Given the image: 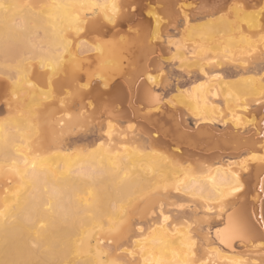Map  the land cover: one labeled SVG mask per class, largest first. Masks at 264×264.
<instances>
[{
    "label": "bare ground",
    "instance_id": "1",
    "mask_svg": "<svg viewBox=\"0 0 264 264\" xmlns=\"http://www.w3.org/2000/svg\"><path fill=\"white\" fill-rule=\"evenodd\" d=\"M124 1L127 2L0 0V44L14 42L8 47L11 50L6 47V52L12 54V48L20 43L21 49L26 45L35 48L30 38L36 31L42 33L44 42L42 38L39 40L45 43L40 49L28 48L38 57L40 65L25 63V58L18 60L13 73V92L9 90L14 95L12 98L18 97V104L21 99L24 104L27 102L28 116L34 118L27 121V116L23 119L15 114L10 122L15 128L13 131L4 126L6 122L2 125L0 121V150L12 151L0 161V264H125L122 261L129 264H264V0H193L190 3L195 6L192 13L208 20L204 22L208 46L202 56L205 63L199 68L202 81L182 89L186 92L183 93L186 101H182L196 111L192 114L196 116L195 128L190 126L187 113L180 108L182 105L175 109L174 149L171 148L174 167L156 149L158 145L170 146L167 139L170 131L163 129L156 117L153 119L157 109L166 108V99L163 100L155 86L162 68L158 74L150 69L151 65L156 69L162 66L164 53L173 55L172 44L178 48L180 44L146 38L142 41L141 67L130 79L121 77L122 81H113L111 85L109 82L103 87H94L93 78L82 83L80 71L75 72L76 66L84 64L80 62L77 46L87 27L89 10L97 8L107 19ZM165 3L172 26L178 19H183L185 24L189 22L184 3L177 10L172 8L171 0ZM138 14L134 13V17ZM90 26H94L92 22ZM17 46L13 55L19 51ZM198 47L183 44L177 48L178 57L184 61L194 59ZM19 52L17 55L21 56ZM41 67L43 71L39 70ZM64 71L68 76L57 80V73ZM1 86L0 83V92ZM62 86L72 87L70 98L58 94ZM7 97L2 98L9 107V102L5 103ZM80 128L96 130L102 138L88 147L96 151L81 154L74 146L62 149L66 146L64 136ZM32 130L37 137L33 133L36 139L30 143ZM40 136L47 137V143L40 142ZM22 139L25 146L20 143ZM45 144L54 148L50 150L52 153L46 152ZM32 147L43 154L32 155ZM226 156L234 159L224 160ZM87 164L91 169L85 168ZM235 164L238 169L234 171ZM160 168L174 171V189L161 185L160 189L155 184L152 189L156 190L147 194L144 190L150 188L151 180L157 181L155 171ZM98 169L107 178L104 181L99 176L100 181L108 182L112 191L103 187L95 190ZM148 173L156 178L151 179ZM6 176L17 179L19 188L10 192L6 187L2 190ZM87 185L94 189L90 201L86 190V196L79 199L84 193L82 188L88 189ZM69 189L71 195L67 193ZM75 192L79 195L75 196L77 199ZM136 192L144 197L140 195L142 201L132 209L139 220L146 222L147 228L138 224V220H131L134 214L121 217L122 205L116 208V217L105 221L108 224L104 226L102 211L107 212L108 205L111 206L106 197L109 199L112 195L123 200ZM66 194L73 196V204L68 203ZM195 194L221 200L213 206L222 218L215 229L207 218L210 217L209 208L206 210L209 203L191 197ZM183 197L192 198V202L199 200L203 204L202 214L198 215L196 208L192 217L180 216L183 209L179 205L175 208L176 200ZM173 205L174 220H171L169 212ZM66 206L77 211L67 210ZM85 211L94 213L88 215ZM96 222L97 227H87ZM181 225L186 228L179 230ZM199 235L203 242L195 241ZM211 244L220 246L211 249ZM223 252L227 255H222Z\"/></svg>",
    "mask_w": 264,
    "mask_h": 264
},
{
    "label": "rangeland",
    "instance_id": "2",
    "mask_svg": "<svg viewBox=\"0 0 264 264\" xmlns=\"http://www.w3.org/2000/svg\"><path fill=\"white\" fill-rule=\"evenodd\" d=\"M173 1H174V4H173ZM193 2H194L193 0H178V2H176V0H171V3L173 5L172 8L175 10H177V8H178L177 6H180V3H184L183 9L189 15V22L187 24L184 23L183 19H178L177 23L175 22L176 25H174V26H172L170 24L171 17L168 13V10L166 9L167 3H165V0H163V1L162 0H136V1L135 0H127V2L124 1L121 4L120 8L118 7V8H115V11L114 10L111 11V14L113 16L110 15L109 17H107V19H106V16L103 17L104 14H102L101 12H98L99 10L97 8L96 9L92 8V9H90L91 11L89 9H87L86 11L89 10V12L87 14V17L89 15V17L87 18V27L84 28V30L82 31L83 37L80 39L79 44L77 46L78 52H79V58H81L80 62L81 63L83 62L84 64L76 66L75 72L78 73L80 71L79 73L82 76V80H83L82 83H86L87 81H89L90 79L93 78L95 80V82L93 84L94 87H96L97 85L103 87L104 83H109V82H110L109 84L111 85L113 83V81H117V80L122 81L121 77H123V79H124V77H126L127 79H130L133 76V73L136 72V69L138 70V68H140L141 64L144 62V57L142 54V47H143L142 41H145L146 38L149 41H163L166 43H168V40H170L174 43L180 44L179 48L183 44L186 45L187 47H189L192 44L199 46L198 47L199 49L197 48L198 55L194 59L184 61L178 57L180 55L179 52L177 51L178 47L175 46L174 44H172L171 48L173 49V47H174L175 53L173 55H168V54L164 53L163 65L158 67V69H156L154 67V65H151L153 67H151V69H150L153 74L154 73L158 74V72L162 68V71L160 73L161 75L159 74V76L156 78L155 83L157 85L155 84V86L158 90L157 91L158 94H160L161 96L163 95L162 96L164 98L163 100L166 99V102H165L166 108L161 107L160 109H157V111H156L157 114L153 115V119H155V117H156V119H155L156 122H158L159 125L161 127H163V129L165 128V130L167 132L170 131L167 133L168 134L167 139H169V141H170V146L158 145L159 147L157 146L156 149L160 153L164 154L162 157L165 156V158L166 157H167V159L169 158L168 160L173 164L172 165L173 167H174V159H173L174 153L172 152V150L174 149L173 148L174 146H172V145H174V141H172V140L174 139V129H175V126H174V124H175L174 123L175 122L174 121V118H175L174 114L176 112L175 109L179 108V106L182 105V106H180V108H182L187 113L188 117L187 116L186 117L191 122L190 126L192 127V129L195 128L196 122L193 118L196 116H194L192 114L196 111L193 109L191 110L189 108L190 106L186 102H183V101H186V100H183L186 97V95L183 93H186V92L182 89L184 87L190 86L195 81H200V80L202 81L203 76H202L199 68H201L200 67L201 64L205 63V59H203L202 56H203L204 52L207 51L206 47L208 46V44H207L208 42H206V41H208L206 38L207 36L204 34V33H206L205 32L206 31V28H205L206 23H204V22H206L208 20H206V18L203 16H199V14L197 15V14L192 13L195 6H193L190 3H193ZM187 5H192V7L191 6L188 7ZM173 9H171V10H173ZM136 12H138L141 16L137 17V19L134 20L135 19L134 13H136ZM123 13H124V15H123ZM154 16H157L156 19L158 21L155 19ZM159 17L162 19H160ZM200 17H203V19ZM112 18H113V20H112ZM155 20L157 22H155ZM202 20H203V23H202ZM91 22H92V25H94L95 27L90 26ZM155 23H157V24H155ZM158 24H159V28H158ZM154 26H155V28H154ZM39 34H41L40 37H39ZM41 38H42V41L44 42L43 37H42V33L40 31H38V32L36 31V32L31 34V38H30L31 40L30 41H32L31 43H35L33 45L34 46L36 45V47H37V48L36 47L34 48L30 43V45L32 46V47L29 46V47H31V50L32 49L33 50L40 49V48H43L45 46L44 45L45 43L43 44V42H40ZM6 42H7V44H5V42L4 43L2 42L0 44V45L4 44L3 46L6 45L4 48H3V46L0 47V83L2 85L1 86V92H0L1 93L0 94L1 95V97H0V121H1L2 125H3V123L6 122L4 126H6V127L8 126L7 128L9 130L13 131V129L15 130V128L12 127V124H10V122H12V120L16 116L20 117V118L23 117V119H26V116H27V121H31L34 118L31 115L28 116L27 109H25V108H28L26 101H25V104L27 107H25L24 102L20 98L21 100L18 101L19 104H21V106H20L16 101V100H18L17 99L18 97L15 96L14 98H12L14 96L12 94V92H13V81L15 79L14 74H13L15 72L14 67L18 63V60H20V58H21V60L25 58L26 59V60L24 59L25 63H32L34 65H36L35 63H38L40 61H39V59H37L38 57L34 56V52L32 53V51H29L30 48L28 47V45H26V48L24 46H22V49H21L20 48L21 43H20V45L16 43L17 45H19V47L17 45H15L14 48H12V50L14 51L15 47L17 46L19 48L20 52L18 50H16V55H17V52H19L18 54H20L21 56L17 55L18 56L17 57L16 55H13L15 53V52L13 53V51L11 52L12 54L6 52L7 48L10 45L13 46V44H14V42H13V44L10 43L12 41H9L10 44H8V41H6ZM39 43L43 44V45H41L42 47L40 46ZM28 48H29V50H28ZM201 49H203V50H201ZM8 50H11V48H8ZM216 51L219 52V47H217ZM160 57H162V56H160ZM84 60H85V62H84ZM187 61H189L190 63ZM38 64L40 65V63H38ZM38 66H36V67L38 68ZM79 66H81V67H79ZM39 68H40V66H39ZM42 69H44V68L41 67V69H39V70L43 71ZM61 74H62V76H61ZM57 75H56L57 78L55 76H54V78H56L57 80L61 79V78L63 79L66 77L67 71H64L62 73L59 72V73H57ZM9 87H11V88H9ZM104 88L109 89V87H104ZM86 89H88V88H86ZM9 90L12 92H10ZM59 91L60 92L58 94L60 96L69 97V98L72 96V92H73L71 86H62L59 89ZM180 91H181V94H180ZM4 95H5V97L8 96L7 97L8 99H6L5 103L9 102L8 103V104H10L9 107L7 104L6 105L4 104L5 98H2V97H4ZM10 95H11V97H10ZM182 95L183 96L185 95V96L183 97ZM168 96L171 97L172 99L168 98ZM178 96H179V98H178ZM180 97H182L181 100H180ZM176 100L178 101V103H175V102H177ZM180 101L183 103H181ZM15 102H16L17 106H16ZM22 104H24V105L22 106ZM177 104H178V107H176ZM183 104L184 105L186 104V105L184 106ZM19 106L22 109L21 108L19 109ZM7 108H8V110H6ZM23 108H24V110H23ZM18 109L22 110L21 111L22 113L20 112L21 113L20 116H19V112H17ZM23 111L25 112L24 116H23ZM63 113H65V112H63ZM15 114H18V115L15 116ZM70 115H71V113H70ZM31 117H33V118H31ZM157 117H158V119H157ZM197 117H200V115ZM28 118H31V120L30 119L28 120ZM32 131L31 132L29 131L30 134L32 133L30 135L31 139L29 138L30 143H32L36 139V138L34 139V135L37 137V133H35L34 130H32ZM78 131L74 130V132H72V133L69 132V134H66V136H64V143L66 146H63L64 148L62 147V149L69 150V149H72L75 147V151H78L81 154H85V153L87 154L89 150L90 151L92 150L93 152L96 151L97 150L96 148L95 149L94 148H88V147H90L91 144H95L96 141H98V140L100 141L102 139L98 136V133L96 132V130H87L86 131V130H84V128L83 129L80 128ZM33 133H35V134L33 135ZM169 134H171V135H169ZM21 141H20L21 145H24L25 140L22 139ZM39 141L42 142L43 144L45 142L47 143V137L45 138L43 136L42 137L40 136ZM45 146H46L45 147L46 152H49L50 150L51 151L54 150V148H50V146H48V144H45ZM171 148H173V149H171ZM31 149H30L31 154L32 153L33 154L37 153L36 155H42L43 154V152H42V154L40 153L41 151L35 150L36 151L35 152L33 150L34 149L33 147ZM51 151L49 153H52ZM11 152L12 151L8 150V148L0 150V161L2 162V160H4L5 157H8ZM232 158L234 159V156H230V157L226 156V158L224 157V160L225 159L229 160ZM235 165L234 166L232 165L233 167H235L234 171L236 169H238L237 168L238 166L237 165L235 166ZM86 166H87V167H85L86 169H89V168L91 169L90 164H89V166H88V164ZM94 169H95V167H94ZM97 172H99V175ZM100 173L101 172L98 169L96 171V177L103 175V174L101 175ZM155 173H156L155 175L158 178L157 181H155L153 179L155 176L153 173H152L153 175L149 174V173H148L149 176L147 175L150 178L153 177L151 179L154 180V181L153 180L150 181V179L148 178V180L150 181V182L149 181L148 182L152 183V184H150L151 189L149 187H147L149 190L147 188L144 190V191L148 192L147 194H149V193L151 194L153 191L156 190V189H152L155 186V184L156 185L159 184V186L160 185L166 186L169 189H171V188L174 189V178H173L174 177V171L169 172V171H165V169H163V168H160V170H158V171L156 170ZM104 175H106V174H104ZM195 175H197V174H195ZM156 176H155V178H156ZM195 177H197V176H195ZM4 179H7V180H5V181H7L6 182L7 184L5 183L4 184L5 186L3 185V187H1L2 190L6 187L5 190L10 192V191H14V190L19 188V181L17 179H13L12 177H9V176H6ZM98 179H99V181H97V183H96L98 185L94 186V187L98 188V189H95L96 191L103 190L102 187L105 188L106 190L111 188L108 184H106L108 182L102 183V180L100 181V177ZM102 179H104V181H106L105 179H107V178L102 176ZM99 183L101 185H99ZM161 186H160V189H162ZM92 187H93V185H92ZM87 188L91 189V187H89V186ZM88 189H86V187H85V189L82 188V191L83 192H84V190L87 191L86 195L90 201V199L92 200L91 195H93L94 189L93 190L91 189L89 191L90 193L92 191L91 194L88 192ZM160 189H157V190H160ZM70 190L71 189H69V191L67 190L68 192L67 191H65V192H67L68 195H71ZM109 190L112 191V189H109ZM86 191L84 193H81V196L79 199H82L83 197L86 196V195L84 196ZM77 192H78V190H77ZM77 192H75L76 195H74V197L76 196L78 198L79 195H77ZM79 192H78V194H79ZM72 194H74L73 191H72ZM88 195L91 197H89ZM140 195L141 194L139 192H136L133 196H128V197H130L129 199H128V197L126 199H124L125 197H123V200L119 199L121 197L115 198L114 196L112 197V195L109 197V199L106 197V202H108V204L110 203L111 206L109 208V205L106 203V205H108V208L105 211H107V212L104 213V211H102V216H101L102 218L101 219H102L103 225L107 226L108 223L105 221H107V220L109 221L113 217H116L117 214H115L114 212L118 211V210H116V208L118 206L122 205L121 207L124 206V212H123V214H121V217L122 216L124 217L127 215L131 216V214H134V216H132L133 218H131V220L132 221L138 220L137 221L138 224H141L144 228H147L146 222L139 220L140 219V218H138L139 216L135 212H133V209H132V206L135 203L142 201V199H143L142 197H144V196L141 195L142 197H140ZM196 195L197 194H195V196L192 195L191 197H195L196 199H199L201 201L209 203L206 206L207 207L206 210L208 211V208H209L210 217L207 216V218H209V222L212 223L211 227L212 228L214 227V229H215L221 223L219 220H221L222 218L217 216V212L215 211L216 208H214V207L216 204L218 205L221 200L215 196H213L215 199L211 198V200H210V197H209V199H207L208 197L206 198V196L205 197L202 195L200 196V194H198L197 196ZM66 196H67V194H66ZM211 197H212V195H211ZM69 198H72V199L69 200ZM189 198L183 197L182 199L176 200L177 206L175 208H179L178 207V205H179V206H181L180 209H183V211H180V216L184 215L185 218H188V217L190 218L197 211L196 208L198 209V212H199V213L197 212V214L201 215L202 214L201 209H203V207H201V206L203 204L199 200L198 201L196 200L197 202L196 201L192 202V198L191 199H189ZM66 199H68V201H69L68 203H72L73 201H75L73 196L72 197L67 196ZM131 199H132V202L129 203L131 201ZM109 200H111V201H109ZM254 200H255V198H254ZM172 201L174 202V198H172ZM65 203H67V201ZM183 203H185V205ZM68 206H69V204H68ZM68 206H66L67 210L73 209V208H70L71 206L69 208H67ZM73 206H76L75 209L77 208L76 204ZM172 208L173 209L171 212H169V215H171V217H172L171 220H174V205L172 206ZM193 208H195V209L192 210ZM110 209H112V210H110ZM108 210H110V212H108ZM73 211L76 212L77 210L73 209ZM128 211H130V213ZM131 211H132V213H131ZM74 212H70V213L74 214ZM86 212L88 213V215L89 214L91 215V212L94 213V211H91V212L85 211L84 213H86ZM84 213H83V215H87ZM109 213H112V215H114V216H111V214H109ZM126 213H128V214H126ZM197 214H195V215H197ZM135 215H137V217ZM71 217H72V215H71ZM71 217H68V219L69 218L72 219ZM85 219H87V217ZM35 221L36 220H34V221L30 220V222H35ZM105 223H106V225H105ZM92 224H94V225H92ZM97 224L98 223L96 222V224L91 223V225L89 224L90 226H87V225L86 226L87 227H92V226L97 227ZM170 225L172 226L174 224H168V226H170ZM182 227H183V229H185L186 225H181V227H179V230H183ZM201 237H202L201 235L196 236L195 241H197L196 239H198V241L200 240V242H203ZM216 245L218 247L220 246V244H211V246H213V247H210V248L212 249V248L216 247ZM222 255L225 256L227 254H226V252L225 253L223 252ZM122 262H124L125 264H129L125 261H122ZM254 262L257 263L256 261H254ZM106 264H109V263H106Z\"/></svg>",
    "mask_w": 264,
    "mask_h": 264
},
{
    "label": "water",
    "instance_id": "3",
    "mask_svg": "<svg viewBox=\"0 0 264 264\" xmlns=\"http://www.w3.org/2000/svg\"><path fill=\"white\" fill-rule=\"evenodd\" d=\"M141 15L140 14H138V17H140ZM137 18H135L134 20H136Z\"/></svg>",
    "mask_w": 264,
    "mask_h": 264
}]
</instances>
